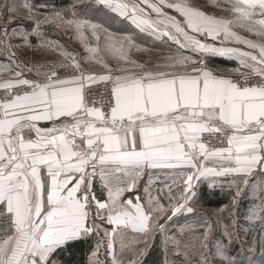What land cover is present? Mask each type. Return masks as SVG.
<instances>
[{
  "label": "snow or ice",
  "instance_id": "6c2138e0",
  "mask_svg": "<svg viewBox=\"0 0 264 264\" xmlns=\"http://www.w3.org/2000/svg\"><path fill=\"white\" fill-rule=\"evenodd\" d=\"M255 222L264 0H0V264H253Z\"/></svg>",
  "mask_w": 264,
  "mask_h": 264
},
{
  "label": "rangeland",
  "instance_id": "374dc122",
  "mask_svg": "<svg viewBox=\"0 0 264 264\" xmlns=\"http://www.w3.org/2000/svg\"><path fill=\"white\" fill-rule=\"evenodd\" d=\"M56 3H61L63 0H55ZM55 35V34H53ZM61 39L68 44L70 47L77 48L78 50H81V46L68 39V37H61ZM144 44H150L151 41L150 39H145L142 41ZM155 53H158L157 55L161 54L159 52H151V53H136L133 52V55L136 56L137 58H146L148 55L156 56ZM249 201L244 202V206L246 207L248 205ZM216 208H208L204 209L207 211H213ZM216 236H219L220 233L217 231L215 233ZM264 240V224L260 222H255L254 224L250 225V231L248 233V244L245 245L244 250H243V255L239 257V259L244 260L245 262L248 259H251L253 261V264H264V247L261 246L260 241ZM248 245L252 246V249L249 250ZM237 251L239 250L238 248L236 249ZM235 254V251L234 253ZM161 259L160 255L158 252H153L152 255L148 258V264H158V261Z\"/></svg>",
  "mask_w": 264,
  "mask_h": 264
},
{
  "label": "trees",
  "instance_id": "16d2710c",
  "mask_svg": "<svg viewBox=\"0 0 264 264\" xmlns=\"http://www.w3.org/2000/svg\"><path fill=\"white\" fill-rule=\"evenodd\" d=\"M216 63H218L220 66H223V65L226 66V65L229 64V62L223 61V60H221L219 58H217ZM217 201L226 202L224 200V198L223 197H220V196L206 198L205 201H204V209L217 208L219 206L218 203H217Z\"/></svg>",
  "mask_w": 264,
  "mask_h": 264
},
{
  "label": "crops",
  "instance_id": "0c3cea01",
  "mask_svg": "<svg viewBox=\"0 0 264 264\" xmlns=\"http://www.w3.org/2000/svg\"><path fill=\"white\" fill-rule=\"evenodd\" d=\"M156 55L158 54V53H155ZM234 65L233 64H231V63H229L228 65H223V66H221L222 68H231V67H233Z\"/></svg>",
  "mask_w": 264,
  "mask_h": 264
}]
</instances>
